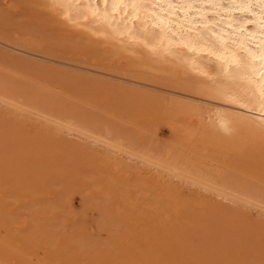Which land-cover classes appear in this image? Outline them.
<instances>
[{
	"label": "rangeland",
	"instance_id": "1",
	"mask_svg": "<svg viewBox=\"0 0 264 264\" xmlns=\"http://www.w3.org/2000/svg\"><path fill=\"white\" fill-rule=\"evenodd\" d=\"M31 3L0 0V79L4 78L0 84L11 89L10 94L16 93L14 100L19 99L20 104L26 105L31 91L48 94L58 105L60 102L62 111L65 108L70 111L65 116L70 117L67 120L71 123H76L75 114L89 121L96 117L102 132L106 135L109 132L107 136L111 138L120 137L115 139L120 143L124 141L122 144L132 150L141 149L152 156H165L170 152L213 178L238 177L255 187H264V167L259 166L260 163L264 166V158L258 159L264 155V149L260 151L262 155L255 150L259 156H253L254 149L262 142L260 139L256 142L244 132H239L238 137V132L220 126L223 123L218 116L215 120L216 107L211 100L210 103L207 98L189 94L182 89L185 83L173 75L111 58L105 46L97 49L95 43L84 41L72 29L71 32L70 28L53 22L45 15L46 11ZM10 94L8 96L12 97ZM1 105L0 114L4 110ZM32 113L31 120L19 125L26 133L24 150L16 147L14 153L8 151L6 156L0 153V157L10 159L7 164L9 162L0 158V243L3 246L15 242V246L29 249L32 252L29 256L33 254L39 258L38 263L58 261L60 264L64 257L71 258L72 264H114L111 257V261L107 257L93 261L105 248L123 257L119 264L135 258L134 264H146L143 254L139 257L136 250L141 249V253L167 238L171 252L167 251L172 256H176L173 247L183 250L188 246L193 250L195 255L189 256L194 259L191 261L186 256V264L203 263V255L212 252L214 264H264V215H258L255 209L235 205L203 190L182 185L175 179L159 176L162 174L122 155L105 160L103 147L87 144L67 133L53 137L49 131L47 134L39 132L37 121L32 117L36 112ZM8 117L2 114L0 118V149L13 145L15 139L16 124L2 125L1 120ZM71 128L74 130V126ZM37 134L41 137L39 142L35 140ZM221 136L220 141L224 140L230 150L223 149L222 142L218 146L219 140L216 146ZM234 137L245 141H240L242 144L234 142ZM251 138L255 144L259 143H253L254 149ZM232 145L240 148L234 149ZM233 210H237V214ZM101 225L106 232L101 230ZM107 230L113 233L112 237L107 235ZM156 232L160 238L158 242ZM134 237L141 240L136 241ZM134 241H139L138 249ZM84 242L86 246L82 249ZM166 248L164 246L163 251ZM155 251L161 253L159 248ZM155 251L153 249L156 254ZM177 259H163L159 264H182L180 258ZM14 263L0 259V264Z\"/></svg>",
	"mask_w": 264,
	"mask_h": 264
},
{
	"label": "bare ground",
	"instance_id": "2",
	"mask_svg": "<svg viewBox=\"0 0 264 264\" xmlns=\"http://www.w3.org/2000/svg\"><path fill=\"white\" fill-rule=\"evenodd\" d=\"M25 1L32 2L34 3V5L42 8V10L46 11L45 15L47 14L53 22L59 23L60 25L62 24L63 28L64 27H66V29L70 28L69 29L70 31L72 29L73 32H75L77 36L82 37L84 41L87 40L89 42L95 43L94 47L97 48L98 46H105V50L109 52L111 58L117 57L120 60L124 59L127 60L128 62L130 61L131 64L130 66L143 68V69H152V70H156V72L159 71L165 72L166 74L177 77L178 79H180L182 84L185 83L183 85L180 83V85H182V89L186 90V92H188L189 94L190 93L195 94L196 98L197 96H201L203 98H207L206 100L208 101L210 100L212 101V103L211 101L210 103L214 104V106L217 108L214 109V113H216V118L215 116L214 118L215 120L218 117L221 118L220 120L223 123L221 124L220 122L221 124L220 126L223 125L227 126L226 127L227 131L229 130L230 132L231 130L238 133L244 132L248 134L250 137L254 138L256 142H258V140L260 139V141L263 144L260 143V146H257L256 148L255 145L259 143L255 144L256 142L251 138L250 141H253L252 144L253 143L255 144V145L253 144L254 146L252 145L251 148L252 149L256 148L254 149V153L255 150H257V152L259 153L260 151H263L264 149V0H25ZM60 25L58 27H60ZM10 90L11 89H6L3 83L0 84V105L2 104L1 106L4 107V110L0 114V118L2 117V114H5L6 117H8L7 115H10V117H8L7 119L5 118V120H1L2 125L3 127L4 126L9 127L10 126L9 123H11L12 126L16 124L15 126L16 128H14L16 130L15 133H13L15 136L13 145L12 144L7 145V147L4 146V148L2 147L0 149V153L4 154L5 156L8 153V151L14 153L16 147L17 149H21V148L23 149V147L26 146L24 145V142L26 141L25 140L26 133L25 131L23 132L24 130L23 127H22L23 130L20 129L21 127H19V125L21 124V122L28 121V119L31 120L30 114L32 111L33 113L35 111L36 113L35 115L32 113L33 114L32 117L34 118L35 121H37L36 126L39 128L38 129L39 132H41L42 130L43 133L47 134V132L49 131L51 132V134L50 133L48 134L52 136L53 135L58 136L60 134L67 133L69 135L78 137L81 140L86 141V143L87 142L94 143L95 145L103 147L104 148L103 158H105V160L109 158L111 159L115 155L117 156V158H119V156L122 155L124 156L125 159L133 160V162L134 161L138 162L139 164L144 165L147 168H150L152 172L154 173L156 172L158 173V175L162 174L159 176L162 177L167 176L168 179H175L182 185L203 190L206 193H210L215 197L216 196L221 197L222 199L227 200L235 205L246 206V207L249 206L250 208L255 209L258 215L259 214H261V216L264 215V187H257V186L255 187V185L253 186V184H250L249 181L248 182L246 180L242 181L241 178L240 180H238L237 179L238 177L236 179L232 178L231 176H227L223 179H219L220 177L213 178L210 176L211 174H206V171L205 173H203V171L198 170V168L196 170L195 168H193L195 166L193 167L189 166L188 162L186 163L181 158H179V156L173 155L170 152L164 154L165 156H160V155L152 156L149 155V153L147 154L146 151L145 153L140 151L141 149L132 150L133 148H128L127 146L122 144L124 143V141L122 143L118 142L119 141L118 138L120 137L114 136V138L113 137L111 138L107 136L109 132H107V135L104 132H102V130L99 129L98 126L99 123L96 122L97 120L95 121L96 117L94 118V121L93 120L89 121L86 120L87 118L85 119L84 116L80 114L77 115L75 114L73 116V119L76 123L74 122L71 123V121L67 120V118L70 120V117L65 116L69 110H65L66 108L64 107L65 106L64 105L62 106L63 108H65L63 112L62 108L61 109L59 108L60 102L58 105V102L54 97L49 96L48 94L45 93L29 91L31 93L27 97L29 101L28 103L29 105L27 103L26 105H22L20 104L19 99L14 100L15 98L14 94L16 93L13 94L12 92L13 94L12 96V94H10L11 93ZM9 94L13 98L9 97L8 96ZM27 98H25L26 101ZM181 104L183 105V101L181 102ZM205 105L203 108L204 111H206ZM202 107L203 106H201V108ZM198 110L200 111V108ZM212 110L213 109L211 108L210 111ZM181 111H183L182 112L183 114L184 110ZM207 113L209 114V112H206V115ZM197 114L198 113H196V115ZM210 115L208 116L210 117ZM77 123L79 124V126L76 125ZM26 125L28 126V124ZM72 126H74V130L76 129L75 131L72 130L71 128ZM6 129L8 130V128ZM240 133L238 137H240ZM13 134H8V135L13 136ZM38 134L35 136L36 142H39L41 140L40 139L41 137L38 136ZM115 137L118 138L115 139ZM236 137H234V139ZM60 138L62 139L61 136ZM125 138L126 137H124L123 139ZM220 139H222V136L219 139L217 138L216 146L218 140L220 141ZM238 139L239 138H236L234 142L237 141V143H240V141L243 140L245 141L244 138H242L243 140L241 139L238 140ZM228 140L230 141V139ZM228 140L227 142H229ZM62 141H64V139ZM223 141H220L218 146L221 145L222 142V148L226 147ZM65 142L66 141H64V143ZM246 142H248V140H246ZM233 144L235 145V143ZM240 144H242V142ZM216 146L214 147L216 151H218ZM230 147L235 149L236 146L232 145ZM244 147L245 146H243L242 148ZM238 148H240V146ZM125 149L126 150L129 149V150L126 151ZM252 149L251 151H253ZM130 150L131 152H128ZM220 151L222 150H219V152ZM251 151L247 150V152L249 153ZM28 152L30 153L32 151L28 149ZM25 153L27 154V152ZM249 153L247 158H249L250 155L252 154V152L250 153V155ZM259 153L257 154L255 153L253 154V156L257 155L258 157ZM263 156L259 157L258 159L262 160L261 158H264ZM8 157H10V155ZM0 158H3L4 160H6V162L10 161V159L6 157H0ZM27 160H25V162H30ZM113 161H112V165H115ZM258 162L259 161H257V163ZM7 164H10V162ZM262 165L263 164L261 163L259 165L261 169L262 167H264ZM37 170L38 169H36V171ZM233 213L237 214V210H233ZM208 217L206 216V218ZM196 218H200V217L196 216ZM201 219L203 221V218ZM100 228L103 231L106 230L102 225L100 226ZM107 232H108L107 233L108 236L110 237L113 236L112 232L109 233L108 230ZM156 233L155 235L157 236L155 237H158V233L157 234ZM132 239L133 238H131V240ZM134 239H136L137 241V239H140V237L138 238L134 237ZM159 239L160 238L158 237L157 242L160 241ZM166 239L162 240L161 241L162 243L160 244H153L154 247H152L151 245V247L148 248L146 251L142 250L143 252L141 253H139L141 249L140 250L138 249L141 246L140 245L141 239L139 240L140 243H138L139 241L138 242L134 241L135 248L138 250H136L134 247L133 248L138 252L136 253L139 255V257H141L143 254V258L146 264H159L160 262L163 261V259L171 260L173 258L174 259L180 258L181 263L186 264L184 261L186 260V256L195 255L193 250L189 249L188 246H187L188 248L186 247L183 250H180L181 248L177 250V248L175 249L173 247V251H175L176 253H174L173 251L172 253H174V255L176 256H172L168 254V251L171 249V248L169 249V245L171 243H169V241ZM14 243L15 242H13V244L10 245L9 242L8 246H3L0 243V259L5 260L6 262L7 261H12L13 263L15 262L14 264H50L49 262L42 263L40 261L38 263L36 260H38L39 258L38 259L35 258V255L33 254H32L33 256L31 255L32 256L31 259L35 258V260H31L30 259L31 256L29 255L32 252L30 253L29 249L28 251L24 250L23 247L22 250L20 247L15 246ZM81 245H82V249H84L86 246L85 242L82 243ZM137 245L140 246L137 247ZM164 246L167 247L165 251H163ZM99 248L101 247L99 246ZM157 248L160 249L161 252L159 253L160 255L157 254V251L159 252V250L155 251V249ZM153 249L156 252V254L153 252ZM102 252L103 254L105 253L106 255L104 256L101 253L99 254V256L95 257L93 261L95 260L99 261V259L102 260L106 257L110 259L111 257L114 264H119V261L123 259V257H119V254L114 255L113 252L105 248L102 249ZM132 252H134L133 254L135 255V251ZM152 252L156 257H153ZM137 254L135 255V257L136 256L138 257ZM213 255L214 252H212L209 255L205 253L203 255V263L202 261L198 260V262L200 261L199 264H214V262H212L211 260V257ZM150 256H152L153 258H151ZM61 258L62 259L60 260V264H72L71 258H64V257ZM51 259H53V257ZM111 259L109 261H111ZM193 259L191 258V261ZM210 260L211 263H209ZM133 262H136V258L134 261L128 260L126 261V263L123 264H134ZM51 264H59V262L56 261V263H51Z\"/></svg>",
	"mask_w": 264,
	"mask_h": 264
}]
</instances>
